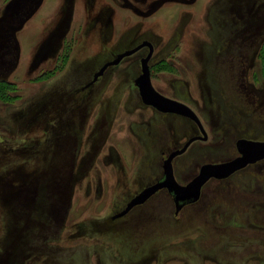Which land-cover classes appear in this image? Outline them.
<instances>
[{
	"label": "rangeland",
	"instance_id": "rangeland-1",
	"mask_svg": "<svg viewBox=\"0 0 264 264\" xmlns=\"http://www.w3.org/2000/svg\"><path fill=\"white\" fill-rule=\"evenodd\" d=\"M0 36V264H264V159L112 218L199 130L141 102L146 47L88 84L154 44L153 86L206 126L173 160L186 184L264 140V0H0Z\"/></svg>",
	"mask_w": 264,
	"mask_h": 264
},
{
	"label": "water",
	"instance_id": "water-1",
	"mask_svg": "<svg viewBox=\"0 0 264 264\" xmlns=\"http://www.w3.org/2000/svg\"><path fill=\"white\" fill-rule=\"evenodd\" d=\"M148 47L147 54L140 59L141 71L134 79L141 101L163 113H174L185 116L196 123L200 134L188 138L184 144L170 151L163 160V174L156 182L144 187L126 203L125 207L112 215V218H119L127 214L133 207L144 203L159 189L165 188L174 201L175 213H178L183 206L197 201L201 194L202 186L210 179H224L234 172L264 159V140L249 138H238L235 142L238 154L226 161L208 162L200 166L198 173L186 184L179 183L174 177L172 161L185 152L187 147L194 140H206L207 133L197 113L186 103L168 97L160 93L152 84L150 66L148 64L154 47L148 40H143L134 47L117 53L115 57L104 62L93 74L91 84L103 74L105 69L111 65H117L125 56L131 55L142 47Z\"/></svg>",
	"mask_w": 264,
	"mask_h": 264
},
{
	"label": "flooded vegetation",
	"instance_id": "flooded-vegetation-1",
	"mask_svg": "<svg viewBox=\"0 0 264 264\" xmlns=\"http://www.w3.org/2000/svg\"><path fill=\"white\" fill-rule=\"evenodd\" d=\"M143 40H146V39H143ZM143 40H141V41H143ZM141 41H140V42H141ZM148 41H149V40H148ZM140 42H139V43H140ZM150 42H151V41H150ZM151 43H152V42H151ZM137 44H138V43H137ZM137 44H136V45H137ZM152 44H153V43H152ZM134 46H135V45H134ZM134 46H132V47H134ZM132 47H131V48H132ZM153 47H154V44H153ZM142 48H145V47H142ZM142 48H140L139 50H141ZM146 48H147V52H148V47L146 46ZM128 49H130V48H128ZM154 49H155V47H154ZM125 50H126V49H125ZM139 50H137L136 52H138ZM123 51H124V50H123ZM121 52H122V51H121ZM136 52L132 53L131 55L135 54ZM147 52H146V54H147ZM118 53H120V52H118ZM153 53H154V50H153ZM153 53H152V55H153ZM116 54H117V53H116ZM116 54H115V55H116ZM146 54H145V55H146ZM115 55H114V57H115ZM131 55H128V56H131ZM145 55H144V56H145ZM128 56H125V57H128ZM144 56H142V57H144ZM114 57H113V58H114ZM125 57H123V58H125ZM142 57L139 58V63H140V59H141ZM113 58H111V59H113ZM123 58H122V59H123ZM151 58H152V56L150 57V59H151ZM111 59H110V60H111ZM122 59H121V60H122ZM150 59H149V61H150ZM108 61H109V60H108ZM105 62H106V61H105ZM148 64H149V62H148ZM111 66H115V65H111ZM149 66H150V64H149ZM108 67H110V66H108ZM97 70H98V69H97ZM105 70H106V69H105ZM140 71H141V66H140ZM104 72H105V71H104ZM104 72H103V73H104ZM150 72H151V70H150ZM94 73H95V71L93 72V74H94ZM93 74H92V77H93ZM102 75H103V74H102ZM102 75H101V76H102ZM138 75H139V74H138ZM138 75H137V76H138ZM137 76H136V77H137ZM99 77H100V76H99ZM99 77H98V78H99ZM136 77H135V78H136ZM98 78H97V79H98ZM135 78H134V79H135ZM133 82H134V80H133ZM91 84H92V83H91ZM135 86H136V85H135ZM137 90H138V89H137ZM160 93H161V92H160ZM138 94H139V93H138ZM162 94H163V93H162ZM164 95H165V94H164ZM166 96H168V95H166ZM139 97H140V96H139ZM168 97H171V96H168ZM171 98H173V97H171ZM140 100H141V99H140ZM141 102H142V101H141ZM182 102H183V101H182ZM142 103H143V102H142ZM184 103H185V102H184ZM143 104H144V103H143ZM144 105H145V104H144ZM187 105H188V104H187ZM145 106H148V105H145ZM188 106H189V105H188ZM149 107H151V106H149ZM190 107H191V106H190ZM152 108H153V107H152ZM153 109H154V108H153ZM192 109H193V108H192ZM155 110H156V109H155ZM156 111H158V110H156ZM158 112H160V111H158ZM160 113H163V112H160ZM164 114H166V113H164ZM168 114H174V113H168ZM175 115H178V114H175ZM179 116H182V115H179ZM183 117H185V116H183ZM186 118H187V117H186ZM188 119H189V118H188ZM190 120H191V119H190ZM191 121H192V120H191ZM192 122H194V121H192ZM194 123H195V122H194ZM202 124H203V123H202ZM195 125H196V123H195ZM196 126H197V125H196ZM203 127H204V126H203ZM197 128H198V126H197ZM204 129H205V128H204ZM198 130H199V128H198ZM205 131H206V130H205ZM206 133H207V132H206ZM199 134H200V131H199ZM196 135H198V134H196ZM193 136H195V135H193ZM191 137H192V136H191ZM189 138H190V137H189ZM241 138H245V137H241ZM207 139H208V135H207ZM207 139H206V140H207ZM237 139H238V138H237ZM237 139H236V140H237ZM249 139H250V138H249ZM206 140H199V141H206ZM236 140H235V142H236ZM185 141H186V140H185ZM183 144H184V143H183ZM188 147H189V146H188ZM188 147H187V149H188ZM235 148H236V146H235ZM187 149H186V150H187ZM173 150H174V149H173ZM186 150H185V151H186ZM183 153H184V152H183ZM166 156H167V155H166ZM177 156H178V155H177ZM177 156H176V157H177ZM174 159H175V158H174ZM174 159H173V160H174ZM163 160H164V159H163ZM163 160H162V164H163ZM262 160H263V159H262ZM259 161H260V160H259ZM199 168H200V167H199ZM198 171H199V169H198ZM173 173H174V170H173ZM234 173H235V172H234ZM162 174H163V168H162ZM162 174H161V176H160L158 179H160V178L162 177ZM231 175H232V174H231ZM174 177H175V175H174ZM193 177H194V176H193ZM193 177H192V178H193ZM228 177H229V176H228ZM175 178H176V177H175ZM192 178H191V179H192ZM226 178H227V177H226ZM158 179H157V180H158ZM191 179H190V180H191ZM210 179H211V178H210ZM210 179H209V180H210ZM214 179H215V178H214ZM224 179H225V178H224ZM157 180H156V181H157ZM176 180H177V179H176ZM209 180H208V181H209ZM218 180H222V179H218ZM156 181H155V182H156ZM188 182H189V181H188ZM153 183H154V182H153ZM151 184H152V183H151ZM149 185H150V184H149ZM147 186H148V185H147ZM203 186H204V185H203ZM203 186H202V188H203ZM145 187H146V186H145ZM202 188H201V191H202ZM142 189H143V188H142ZM162 189H165V188H162ZM162 189H159L158 191H160V190H162ZM165 190H166V189H165ZM166 191H167V190H166ZM167 192H168V191H167ZM155 193H156V192H155ZM155 193H154V194H155ZM136 194H137V193H136ZM168 194H169V193H168ZM169 195H170V194H169ZM170 196H171V195H170ZM200 196H201V194H200ZM131 198H132V197H131ZM171 198H172V196H171ZM199 198H200V197H199ZM148 199H149V198H148ZM148 199H147V200H148ZM129 200H130V199H129ZM129 200H128V201H129ZM147 200H146V201H147ZM146 201H145V202H146ZM172 201H173V199H172ZM197 201H198V200H197ZM145 202H144V203H145ZM195 202H196V201H195ZM193 203H194V202H193ZM142 204H143V203H142ZM191 204H192V203H191ZM125 205H126V204H125ZM140 205H141V204H140ZM173 205H174V201H173ZM188 205H189V204H188ZM185 206H186V205H185ZM124 207H125V206H124ZM183 207H184V206H183ZM183 207H182V208H183ZM174 212H175V207H174Z\"/></svg>",
	"mask_w": 264,
	"mask_h": 264
},
{
	"label": "bare ground",
	"instance_id": "bare-ground-1",
	"mask_svg": "<svg viewBox=\"0 0 264 264\" xmlns=\"http://www.w3.org/2000/svg\"><path fill=\"white\" fill-rule=\"evenodd\" d=\"M133 55H135V54H133ZM133 55H131V56H133ZM124 59H125V58H123L122 60H124ZM107 68H109V67H107ZM107 68H106V69H107ZM210 80H211L210 83L212 84V87H213V88L216 87V88L214 89V93H215V96L218 97V89L220 88V83L216 82V84H215L214 81H212V79H210ZM214 85H215V86H214ZM254 86L257 87L259 90L261 89V87H260L261 85H260V84H259V85H256V84H255ZM216 89H217V90H216ZM221 91H222V90H221ZM224 94H226V93L223 92L222 95L219 97V98L222 100V102L228 101V97H227L226 95H224ZM229 101H230V98H229ZM146 107H147V106H146ZM166 114H167V113H166ZM182 117H183V116H182ZM185 118H186V117H185ZM199 118H200L201 122L203 123L204 128L206 129V126H205V124H204L202 118H201L200 116H199ZM181 119H182V118H181ZM183 121H185L186 124H187V123L190 124V122H189L188 120H186V119H185V120L183 119ZM190 125H191V124H190ZM198 144H200L199 140H194L193 142L190 143L189 148L192 147V146H198ZM189 148H188L184 153L178 155L177 158L186 156L187 153H188L187 151H189ZM172 165H173V170H175V166H174V164H173V161H172ZM174 175H175V171H174ZM175 177H176V176H175ZM209 181H210V180H209ZM159 192H160V191H157V192H156L155 194H153L149 199L155 197L157 194H159ZM149 199H148V200H149ZM148 200H147V201H148ZM147 201H146V202H147ZM146 202H145V203H146ZM137 206H138V205H137ZM137 206H135V207H137ZM135 207H133L131 210H133Z\"/></svg>",
	"mask_w": 264,
	"mask_h": 264
},
{
	"label": "crops",
	"instance_id": "crops-1",
	"mask_svg": "<svg viewBox=\"0 0 264 264\" xmlns=\"http://www.w3.org/2000/svg\"><path fill=\"white\" fill-rule=\"evenodd\" d=\"M2 40V36H0V41Z\"/></svg>",
	"mask_w": 264,
	"mask_h": 264
}]
</instances>
